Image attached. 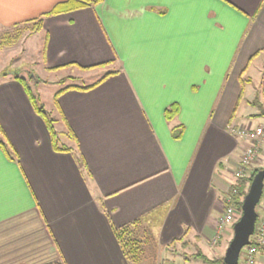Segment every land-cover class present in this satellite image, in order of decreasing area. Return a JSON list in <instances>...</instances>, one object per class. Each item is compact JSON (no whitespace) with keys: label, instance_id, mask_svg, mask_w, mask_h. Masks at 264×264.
<instances>
[{"label":"crops","instance_id":"0c3cea01","mask_svg":"<svg viewBox=\"0 0 264 264\" xmlns=\"http://www.w3.org/2000/svg\"><path fill=\"white\" fill-rule=\"evenodd\" d=\"M62 1L0 0V27ZM39 32L44 72L109 75L54 97L68 151L24 87L0 78V264H128L114 230L134 223L155 238L156 260L223 259L232 227L210 240L243 148L226 129L264 119L252 104L264 110L263 77L244 85L264 55V0H98L44 17ZM176 241L186 256L169 252Z\"/></svg>","mask_w":264,"mask_h":264},{"label":"rangeland","instance_id":"374dc122","mask_svg":"<svg viewBox=\"0 0 264 264\" xmlns=\"http://www.w3.org/2000/svg\"><path fill=\"white\" fill-rule=\"evenodd\" d=\"M37 32L38 31L35 30L33 25H20L8 28L0 27V78L6 76H10V78L18 76L25 79L26 83L30 86V88H32L34 95L37 96L38 105H42L48 119L53 120V128L59 131L62 125L54 108L55 94L68 86H82L95 83L108 71L106 68H99L93 71L85 72L77 70L44 72L41 62L44 35L42 32ZM3 73L6 76H2L1 74ZM263 75L264 55H261L250 65L249 70L244 77L245 87L247 89L257 87ZM254 109L255 108L249 107L248 110L253 111ZM259 122H261L260 124H264V119ZM237 167L235 168L234 172L236 171ZM254 168H264V139L261 142L257 159L247 168L245 176H247ZM234 172H232V175L235 178ZM259 207L260 206L258 203L255 208L256 212L258 213ZM231 234L232 232L229 231V235ZM217 244L218 242L216 245ZM186 245H181V248L177 247L176 249V244H174L172 247H170L169 252H173L172 254L178 253L182 256H186V250L189 249V246ZM219 259L222 258H211L210 260ZM156 262V264L172 263L169 260L160 258L157 259ZM239 262H241V260L238 261V264Z\"/></svg>","mask_w":264,"mask_h":264},{"label":"trees","instance_id":"16d2710c","mask_svg":"<svg viewBox=\"0 0 264 264\" xmlns=\"http://www.w3.org/2000/svg\"><path fill=\"white\" fill-rule=\"evenodd\" d=\"M98 0H63L62 2H59L55 4L48 12L44 13L42 16H40L38 19L24 23L22 25H33L35 27V30H40L41 23L44 17L48 16H55L63 13H68L71 11L84 9L87 7H90L94 4H96ZM4 76L5 74H1ZM109 74L104 75L101 79H99L97 82L88 85V86H68L62 90H60L58 93H56L55 98L59 95V93L63 90L68 89L69 87H73L79 90H89L97 86L105 77H107ZM6 76V75H5ZM13 80L18 81L23 87L24 90L32 104V107L34 111L40 115L46 124L47 130L50 134L52 145L56 150L60 151H68L66 148H58L57 147V134L53 128V120L48 119L42 105H38L37 96L34 95L32 88L26 83L25 79L14 76L12 77ZM264 79V75H263ZM257 100V99H256ZM254 106H257L259 108V116L264 118V110L258 105L257 102L252 103ZM178 113V106L177 104H171L169 105L165 111H164V117L167 121L172 120ZM172 135L174 138H179L181 135V129L180 126H177L176 128L172 129ZM0 148L4 151V144L0 142ZM8 156V154H6ZM261 168H254L250 171V173L236 181L233 186L230 187L228 193L231 192V189H235L236 193L232 195V200L234 203V206L236 208V211L238 213L237 216L240 214V207L242 199L248 189V186L255 175L257 171H259ZM264 189V186H263ZM238 218V217H237ZM136 224H131L129 226L122 227L120 229L114 230L116 239L118 240L120 247L122 249V253L126 258V261L128 264H142L147 262V264H156V258L158 254L159 247L156 243L155 238L152 236V234L148 230H141L140 234H136ZM176 242H172L168 245H166L167 248L172 247ZM205 264H224L222 259L219 260H210L208 258H204L202 260ZM167 263V262H165Z\"/></svg>","mask_w":264,"mask_h":264},{"label":"built area","instance_id":"2783aa9c","mask_svg":"<svg viewBox=\"0 0 264 264\" xmlns=\"http://www.w3.org/2000/svg\"><path fill=\"white\" fill-rule=\"evenodd\" d=\"M226 132L233 137L242 140V153L239 158L238 167L234 172L236 181L245 177L247 168L257 159L258 151L264 139V124L255 128L249 126H228ZM235 189H231L223 199V213L220 217L217 230L210 240V246H215L220 235L227 227H232L237 220V211L234 206L232 195ZM259 213L256 212V221L253 234L250 236V244L240 252L239 264H255L256 255L264 248V190L259 201Z\"/></svg>","mask_w":264,"mask_h":264},{"label":"water","instance_id":"95a60500","mask_svg":"<svg viewBox=\"0 0 264 264\" xmlns=\"http://www.w3.org/2000/svg\"><path fill=\"white\" fill-rule=\"evenodd\" d=\"M264 186V168L253 176L242 199L240 215L232 226V238L223 256L224 264H238L241 250L250 244L256 221V205L259 203Z\"/></svg>","mask_w":264,"mask_h":264}]
</instances>
